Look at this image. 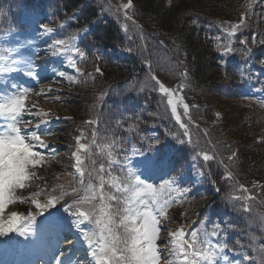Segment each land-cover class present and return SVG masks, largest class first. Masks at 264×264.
I'll list each match as a JSON object with an SVG mask.
<instances>
[{
	"label": "trees",
	"instance_id": "1",
	"mask_svg": "<svg viewBox=\"0 0 264 264\" xmlns=\"http://www.w3.org/2000/svg\"><path fill=\"white\" fill-rule=\"evenodd\" d=\"M32 1L0 0V26L15 17L20 4ZM112 2L124 4L127 0H55L53 3L54 16L50 22H66L67 37L91 26L81 41L86 58L80 65L82 82L76 85L80 100L66 103L73 108L70 112L97 120V128L103 131L106 140L117 146H121L126 135L138 140L141 129L154 122L162 128L176 130L177 123L166 98L153 91L155 82L151 77L155 75L173 88L172 82L176 81L183 86L181 93L190 105V123L195 125L189 131L191 143L188 137H183L184 140L194 151L206 149L203 155L214 157L206 165L217 172L215 177L223 172L222 167L226 168L241 192L264 204V129L259 130L264 124V103L238 97V87H246L247 80L255 77L247 79L246 75L253 73V66L245 55L248 50L262 46L259 41L264 40V0H133V8L128 11L132 17L130 23L142 27L143 34L139 29L134 34L132 31L125 34L118 27L117 15L104 14L102 7ZM243 15L245 26L235 37H228L225 25L237 24ZM112 45L126 47L128 56L117 61L98 53ZM218 45L221 49L231 46L235 51L221 61ZM178 60L183 66L181 71ZM97 67L100 72H96ZM182 72H187L186 78ZM136 100L143 108L140 115L130 110V102ZM120 106L129 110L125 114V130L113 126ZM216 114H220V122L213 121ZM190 150H185V154ZM229 156L233 159L229 160ZM94 166L90 163L91 172ZM225 193L222 184L218 199L211 201L215 207L229 201V194Z\"/></svg>",
	"mask_w": 264,
	"mask_h": 264
},
{
	"label": "snow or ice",
	"instance_id": "2",
	"mask_svg": "<svg viewBox=\"0 0 264 264\" xmlns=\"http://www.w3.org/2000/svg\"><path fill=\"white\" fill-rule=\"evenodd\" d=\"M120 7L124 11L125 18L131 20L132 17L128 15V11L133 8V0H127ZM117 11L119 12V9ZM244 26L245 18L242 16L237 24H226L224 31L228 37H235L239 29ZM40 29L42 34L49 37L55 32L53 27L46 24H41ZM83 31L87 35L88 29L85 28ZM245 43L246 41H241V44ZM259 43L264 45V40ZM53 46L61 55L72 53V55H67L68 63L77 73L82 72L75 57L84 59L86 54L79 46L69 45L65 39H54L53 44L49 45V50ZM217 47L218 50H221L222 56L235 51L231 46H224L222 49L220 45ZM248 51L250 52V50ZM53 54L56 53L53 52ZM8 59L14 67L9 69L6 66H0V73L10 74L11 71H22L28 77H36L31 58L25 60L15 54L9 55ZM0 61H3V57H0ZM95 70L100 72L98 67ZM181 75L186 78L187 72L181 73ZM59 76L64 77L65 73L60 72ZM68 79L73 81L71 76ZM151 79L155 82L153 91H157L163 98H166L172 118L181 129H184L183 135L188 137V143H191L189 124L182 119V116H186L191 122L190 105L185 102L181 90L171 87L155 75ZM182 87L181 85V89ZM11 88V94L0 99V117L9 121L5 126H2L5 130L0 132V245L34 243L43 232L52 229L60 238L56 249L58 253V256L55 257L56 264H83V261H87V264H161L162 260L163 264H219L221 260L224 261V264H229L228 258L224 255L227 241L221 240L225 233L219 225L215 226L211 232V237L216 238L215 243L209 238L207 232L202 235L199 230L186 232L184 225H180L175 230L163 227L161 218L167 220L169 208L173 204L182 203L189 189L179 187V182L184 176L183 167L168 157L165 151L166 145L160 143L159 137H149L155 142V147L149 148V152L154 155L148 156L142 151L134 153L136 156L143 157V159L135 161V168L129 166L126 156L125 164L121 169L126 173L124 178L118 180L113 177L109 181V185L115 190V193L122 195L113 193L105 196V180L101 176L99 196L93 189L92 195L85 196L83 199L77 198L68 206L74 217L70 225L66 224L64 218L52 215L43 217V222L38 223L37 221L38 216L53 208L68 193L48 195L47 199L41 201L38 199L41 192H33L28 199L37 211H30L27 215L14 211L5 218L3 213L9 204L16 200L24 202L23 197L16 196V190L25 189L28 181L37 178L36 173L30 169L42 167L46 163L44 153L37 149L48 150L51 146L45 143L42 137L52 135L51 129L41 130V126L49 121L41 120L39 112L35 119L40 120V123H37L30 132H22L21 124L27 127L33 122L32 119L26 120L24 115L26 112H31V109L26 106V98L33 90L16 83H12ZM41 94L47 95L45 92L38 93V95ZM101 95L103 96V93ZM191 107L196 106L192 105ZM181 108L183 109L182 113L178 111ZM94 122L87 121L86 123ZM82 135L83 133H81ZM81 136L76 137L78 147L73 156L76 164L75 171L80 174V185L83 187L81 167L83 162L80 153L88 146L80 142ZM177 139L178 143H185L184 140ZM51 154L56 155L54 148H52ZM212 159L214 157L207 153L203 155L204 161ZM228 159L232 160L233 156H229ZM173 172L176 175L170 176V173ZM228 178H232L231 172H228ZM157 179L160 181L158 184L152 182ZM76 193L77 188L74 187L72 194ZM97 198L102 202L106 199L116 202V204L107 205L109 211H106L102 206L100 212L103 213V216L99 218L96 206L93 204ZM121 201H123L122 208L119 207ZM84 204L89 205L87 210H81ZM248 210L250 209H246V211ZM117 217H119L118 221ZM93 223L98 230H87L85 226ZM117 228H122L123 234L117 232ZM73 230L79 234V240L70 243L67 248H61L59 243L67 239L64 233ZM162 230L167 232V237L160 235ZM80 241L87 245L82 259L70 255ZM157 241L161 242L160 245ZM121 245L123 246L121 247ZM165 252L168 254L165 255Z\"/></svg>",
	"mask_w": 264,
	"mask_h": 264
},
{
	"label": "rangeland",
	"instance_id": "3",
	"mask_svg": "<svg viewBox=\"0 0 264 264\" xmlns=\"http://www.w3.org/2000/svg\"><path fill=\"white\" fill-rule=\"evenodd\" d=\"M43 1L40 2L42 7L49 9L48 7L49 2L43 3ZM122 5L123 3L112 2L111 5L109 6H103L102 10L106 16H112V14L117 15L119 21L118 27L121 30L123 29L125 31V34H130L129 31H132V33L134 34L138 30L137 29L138 27L134 23H130L132 22V20H128L125 18L124 11L122 7H120ZM42 7L39 6L36 7L34 5V8L27 7L22 10L20 19L21 22L24 23V25L27 27L26 30L11 31V32H6L4 34H0V57H3V61H0V66H6L7 68L11 69L14 66L11 64V61L8 59V57L9 55L18 54L22 59L25 60L29 58L32 59L34 64V71L37 74L36 77L32 78L26 76L22 71H11L10 74L0 73V99H2L5 95L11 94L12 83H16L22 87L31 88L33 91L30 92L28 97L26 98V106L31 109V112H26L24 115L26 120L32 119L33 122L31 125L27 127H25L24 124H21L20 127L22 129V132H30L32 129L35 128V125L37 123H40V120L35 119L37 112H39L41 120L49 121V123L41 126V130H43L44 128L51 129L52 135L42 137L44 142L50 145L51 147L48 150H45L43 148H38L37 150L44 153L46 161L49 159V161L54 162L55 165L58 166L57 170L59 169L62 172V174L64 172V174L67 176L69 175V177L70 174H72L73 178L76 177L78 180H81L80 174L75 171V167H76L75 158H73L72 162L70 163L68 162L69 164H71V168L63 167L62 164H63V160L67 159V157H74L73 153L76 151V148L78 147L76 143V136L72 137L68 133V129L64 127V125H66L68 121L67 122L64 121L65 119H68L70 115L74 114L70 112L73 110V108L66 106L65 104L70 100L73 101L76 100V102L79 103L80 99L77 96L78 94L76 93L77 89L79 88L76 85L82 82V78L80 79L79 77L80 74L76 76L75 73L77 72L68 63L67 55H72V53H68L67 55H61L55 46H53V48L49 50V45L53 44L52 37L55 35V33H57V31H55L51 37H49L46 34H42L39 24L41 23L40 11L44 10ZM117 9H119V12L117 11ZM80 36H82V34H80L78 38ZM69 45L78 46L77 42L72 44L69 43ZM123 48L124 49H121L116 45H113L111 48L103 49L101 53L103 55H105V53H109L111 56H115L116 58L120 59L124 57L127 53V48L126 47ZM53 52H55L56 54L54 55ZM75 59L78 61L81 58L75 57ZM175 59L177 60L176 57ZM66 69H68L67 72L65 71ZM178 69L180 71L183 69L180 60H178ZM70 70H73V73L71 75L68 72ZM60 72L66 73L65 76L64 77L59 76ZM69 76H71L73 78V81L75 82L70 81L68 79ZM172 83L175 88L181 90V86L179 85L178 82L175 81ZM49 89H51V91H48ZM41 92H45L47 93V95L46 96L43 94L38 95V93ZM134 105L138 106L137 102L134 103ZM136 110L138 111L139 108H136ZM126 112L127 110H123V106L118 107L117 116L115 117V120L113 122V126L116 129L119 126H121L125 130V127L127 125V122L125 120ZM169 112L171 113L170 107H169ZM73 118L75 121H79L81 118H84V116L80 117V115L74 114ZM184 118H185V122H187L188 121L187 119H189V117L186 116H184ZM217 120H219V118ZM8 122L9 121H7L5 118L0 117V132L5 130V128L2 126H5ZM68 128L70 129L69 125ZM178 128L181 129L180 127ZM146 132L148 134L147 137H148V141H150V144L144 149L134 146L131 150H129L127 157H128L129 166L132 168H135V161L137 159H143V157L136 156L134 155V153L142 151L146 153L148 156L154 155V153L149 152V148L155 147V142L153 139H149V137H153V138L159 137L156 131V126L155 125L149 126ZM164 132H166V134L162 135L161 138L159 137V140L162 145H166L165 151L169 157L171 151L176 149L175 145L178 143V141L172 138L173 137L172 133L166 127H164ZM59 135L61 136L62 139L59 138ZM52 148L56 150L55 156L51 154ZM106 151L109 155L108 150ZM121 156L114 158L112 156L108 157L109 158L108 160H111L112 164L116 166L115 169L118 171L117 174L108 176V183H107L108 186H110L109 181H111L113 177L117 178L118 180H121L126 175V173L121 170L122 166L125 164V159L122 160ZM183 171H184V176L181 178L179 182V187L189 189V191L185 194V198H186L188 195H193L194 193H196L197 190L204 187L203 182L206 177L198 167V164L194 161H190L188 167L184 168ZM171 175H176V173L175 172L170 173V176ZM152 182L158 184L160 181L157 179ZM71 191L72 189L67 188L65 190V193H69ZM113 191L115 190L113 189ZM117 194L122 195L121 193H117ZM48 195H54V193L49 194L48 192H44L43 198L47 199ZM173 195H175V193H173ZM181 204L182 203L173 204L169 208L167 216L170 213L169 211L174 209L175 210L173 212V215H175L178 210V207ZM235 204L237 205L236 200H235ZM14 207H16L14 203L9 204L6 207L3 213L5 218L9 217L12 212L14 211L17 212L16 209H14ZM122 207H123V201H121V208ZM65 213L66 214L63 215L60 214V217L66 220V224L70 225L71 221L74 219L73 214L72 212L70 213L67 212L66 210ZM210 217H211V206L208 205L206 207L205 214L202 217V222L206 221ZM219 217H221V220L219 221L222 222L224 220V217L223 216H219ZM161 219L163 221V227H166L168 230L172 229L170 228V226H167L169 225L166 222L167 220H164V218ZM216 222H218V219H216ZM88 229H91L90 225H88ZM73 234L78 235V233H76L75 230H73L71 231V234L69 233V236H72ZM65 235L66 232L64 233V236ZM166 235L167 232L162 230L161 236L164 237ZM70 238L66 239L63 242V244H61V246L65 247V244L68 241L72 240V238L71 239ZM57 240H58V236L56 234V231L49 229L43 232L40 238L36 240L34 243H23V246H25L26 251L30 249V252H37V253H43L40 249H46L45 246H47L48 250H50V252L53 253L54 255L57 249V244H58ZM157 243L160 245L159 241H157ZM84 245L86 244H83V246ZM0 248H2V245H0ZM234 258L237 259L236 257ZM49 260L50 258L47 257L45 261H49ZM219 263L221 264L223 262H219Z\"/></svg>",
	"mask_w": 264,
	"mask_h": 264
}]
</instances>
